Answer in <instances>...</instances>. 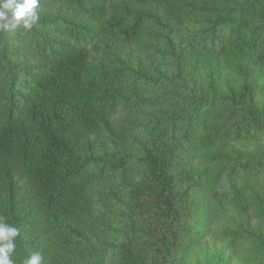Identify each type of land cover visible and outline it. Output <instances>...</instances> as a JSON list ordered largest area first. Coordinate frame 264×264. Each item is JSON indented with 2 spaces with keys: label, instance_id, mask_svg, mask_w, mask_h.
Instances as JSON below:
<instances>
[{
  "label": "trees",
  "instance_id": "obj_1",
  "mask_svg": "<svg viewBox=\"0 0 264 264\" xmlns=\"http://www.w3.org/2000/svg\"><path fill=\"white\" fill-rule=\"evenodd\" d=\"M128 8L138 15L125 24L121 12ZM43 10H57L92 27L69 22L58 28L51 36L55 49L22 46L25 60L34 55L33 61L46 71L26 113H15L10 104L8 120L0 126V196L6 191L8 201L7 213L0 216L20 229L15 264L37 251L42 264H73L65 258L70 235L65 220L82 203L92 170L97 167L101 175L128 169L132 159L125 153L100 158L78 154L93 146L109 112L105 98L95 93L125 81L122 71H103L89 79L86 74L100 42L117 40L115 29L119 41H136L152 14L167 42L184 43L178 66L188 54L205 55L216 60L227 83L222 87L217 77L206 86L189 87L182 78L167 93V107L157 112L141 143L139 180L131 187L155 238L149 253L137 238L115 246V264H180L187 232L180 212L187 196L196 199L203 228L220 219L217 207L224 204L245 225L254 223L255 234L221 235L254 264H264V188L257 187L264 177V0H40L38 11ZM192 20L195 27L186 28L184 39L176 41L184 35L185 22ZM16 31H0V62L10 56ZM1 82L0 74V88ZM181 158L196 169L197 177L193 186L178 191ZM24 208L26 214L16 213ZM74 249L84 260L105 259L106 251L97 246L78 243Z\"/></svg>",
  "mask_w": 264,
  "mask_h": 264
},
{
  "label": "rangeland",
  "instance_id": "obj_2",
  "mask_svg": "<svg viewBox=\"0 0 264 264\" xmlns=\"http://www.w3.org/2000/svg\"><path fill=\"white\" fill-rule=\"evenodd\" d=\"M38 12L40 16L38 24L31 30L19 28L14 34L10 56L6 62H0L2 76L0 126L8 120L10 104L13 105L15 113H26L28 104L35 98L37 80L40 74L46 71L44 65H36L33 61L34 55L31 54V60H25L22 46L29 44L55 49L57 42L51 36L54 31L59 30L58 28L69 22L81 29L92 27L83 26L74 19L66 18L57 10H50L49 13H44V10ZM137 15L133 8L121 12V16L126 18L125 24L131 22ZM152 16L140 38L134 42L126 44L119 41L120 38L117 36L119 30L115 29L114 36L117 40L108 38L100 42L99 52L93 55L94 60L87 68V79L103 71H122L125 81L121 87L95 93L96 97L105 98L109 112L93 146L88 150L78 151V154L83 157L100 158L125 153L132 161L125 171H106L99 175L97 167L92 170L90 179L85 184L82 203L65 220L70 230L67 238L69 250L65 258L73 264H115L117 260L115 246L131 241L132 238H137L143 243V249L149 253L155 235L145 214L134 203L135 195L131 187L139 180L137 159L140 156L141 143L153 123L152 119L158 111L167 107L170 97L167 93L176 88L182 78L188 82L189 87L201 83L206 86L217 77L222 79L219 81L222 87L227 83L225 75H220L221 70H217L216 60L205 55L198 57L188 54L185 62H180L178 66L179 49L184 43L178 46L167 42L166 32L158 28V24L154 23V19L155 21L158 19L154 14ZM188 16L194 17L197 14ZM193 27L195 20L185 22L181 30L184 35H178L176 41L184 39L186 28ZM136 79L140 81L136 83ZM72 144L73 140L70 141V145ZM177 170L178 191L193 186L197 177L196 169L181 158ZM99 176L105 178L104 182L96 180ZM257 187L264 188V177L260 179ZM6 194L4 191L0 196L3 205L0 215L7 213ZM218 208L221 211L220 219L219 216L215 217V222H212L210 227L203 228L199 222L196 199L192 200L187 196L182 201L181 223L187 232L183 237L181 249L183 253L180 254L183 261L180 264H254L253 259L229 243V238L223 239L221 233L228 231L232 232L233 236H238L244 232L249 236L257 233L258 229L254 223L251 226L242 223L231 205L224 204ZM27 209H22L24 212L17 210L16 213L26 214ZM21 232L29 234L27 229H22ZM78 243L104 249L105 259L88 261L80 258L74 249Z\"/></svg>",
  "mask_w": 264,
  "mask_h": 264
},
{
  "label": "clouds",
  "instance_id": "obj_3",
  "mask_svg": "<svg viewBox=\"0 0 264 264\" xmlns=\"http://www.w3.org/2000/svg\"><path fill=\"white\" fill-rule=\"evenodd\" d=\"M40 0H0V31L14 32L18 28L31 30L38 24ZM20 229L0 216V264H15L16 238ZM39 251L32 252L23 264H42Z\"/></svg>",
  "mask_w": 264,
  "mask_h": 264
}]
</instances>
